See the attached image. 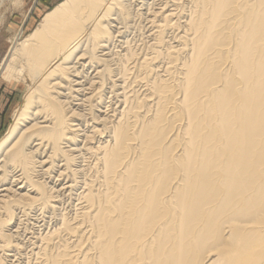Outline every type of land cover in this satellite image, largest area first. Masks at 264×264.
Here are the masks:
<instances>
[{"label": "bare ground", "instance_id": "bare-ground-1", "mask_svg": "<svg viewBox=\"0 0 264 264\" xmlns=\"http://www.w3.org/2000/svg\"><path fill=\"white\" fill-rule=\"evenodd\" d=\"M140 3L14 37L1 74L34 88L0 141V264H264V0Z\"/></svg>", "mask_w": 264, "mask_h": 264}, {"label": "rangeland", "instance_id": "rangeland-1", "mask_svg": "<svg viewBox=\"0 0 264 264\" xmlns=\"http://www.w3.org/2000/svg\"><path fill=\"white\" fill-rule=\"evenodd\" d=\"M62 1L21 0V3L16 4L14 0H0V141L9 133L16 115L22 109L26 97L34 88L29 72L21 65L18 66L17 64V67L12 69L9 77L2 75L4 59L10 53L14 37L17 36L21 40L26 38L34 31L42 17ZM138 2L140 3V0ZM141 5L143 4L140 3ZM142 8L144 9H141V11L146 13L147 6L143 5ZM125 34H128L129 38L132 36L131 39L135 36L139 37L137 31H127ZM121 39H124V37H121ZM74 204L68 196L63 197L61 204L63 208L70 209ZM55 224L56 221L48 216L37 222L38 227L36 226L35 229H39L42 225L41 228L44 227L43 229L47 230ZM15 261L17 264H25L26 258L17 256Z\"/></svg>", "mask_w": 264, "mask_h": 264}]
</instances>
